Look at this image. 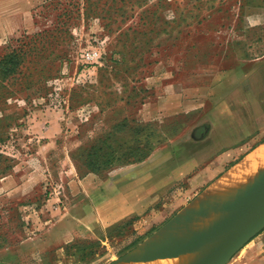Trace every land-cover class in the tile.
Listing matches in <instances>:
<instances>
[{"label": "rangeland", "instance_id": "374dc122", "mask_svg": "<svg viewBox=\"0 0 264 264\" xmlns=\"http://www.w3.org/2000/svg\"><path fill=\"white\" fill-rule=\"evenodd\" d=\"M18 47L26 67L0 107V264L117 263L264 143V0H0V54ZM108 134L160 143L86 174L79 149ZM107 192L124 195L116 216L101 214ZM228 264H264V231Z\"/></svg>", "mask_w": 264, "mask_h": 264}, {"label": "water", "instance_id": "95a60500", "mask_svg": "<svg viewBox=\"0 0 264 264\" xmlns=\"http://www.w3.org/2000/svg\"><path fill=\"white\" fill-rule=\"evenodd\" d=\"M190 210L193 209L176 215L155 235L145 239L114 264L171 260L196 252L216 240H220L217 248L199 264H228L264 231V169L253 182L222 205L205 204ZM210 215L219 218L214 225L202 233L187 235L189 226Z\"/></svg>", "mask_w": 264, "mask_h": 264}, {"label": "trees", "instance_id": "16d2710c", "mask_svg": "<svg viewBox=\"0 0 264 264\" xmlns=\"http://www.w3.org/2000/svg\"><path fill=\"white\" fill-rule=\"evenodd\" d=\"M28 51L22 47L14 48L6 53L0 54V107L5 100L11 95L8 88L10 80H16L17 76L24 73L26 67V58ZM160 142L146 143V148L141 149L140 144L134 147H128L119 143L118 140H113L112 135L108 134L103 139H97L87 149H79L78 153L81 157V165L86 169L87 173L101 174L110 171L116 167L141 163L151 156L153 151L157 148ZM5 173V171H4ZM134 219L124 223L118 224L108 229L109 236L112 232L120 231L123 226L131 225ZM156 228L139 236L134 242L124 249L121 255L126 254L137 248L145 239L150 237ZM86 257V256H85Z\"/></svg>", "mask_w": 264, "mask_h": 264}, {"label": "crops", "instance_id": "0c3cea01", "mask_svg": "<svg viewBox=\"0 0 264 264\" xmlns=\"http://www.w3.org/2000/svg\"><path fill=\"white\" fill-rule=\"evenodd\" d=\"M229 153H225V154H223L221 156V157H223V161L224 162L228 161V159L230 157H232L231 154L229 155ZM257 154H260L261 157H264V143H259V145L251 153H249L243 159H241L239 162H237L236 164H234L228 171H226L223 175H221L220 177H218L214 182H212L208 187H206L205 190L198 196V198L195 201H193L192 203H190L189 206H187L186 208H184L183 211L181 213H179V214H181V215L184 214L186 211H188V209L195 210L196 207H198L200 205H205L206 203L207 204H211V205H222L227 200H230L232 197H234L235 195H237V193H239L240 191H242L248 184H250L251 182H253V180L263 171V169H264V160H263V162L260 163L261 165L258 167V169H256V172H254L253 175H251L253 177L249 176L250 178L245 179L243 181V183L240 184L239 189L237 188L238 186L236 187L238 190L236 188H234V189H236L235 191H234V189H229L228 191L224 190V189H228V188H225L226 185H223V184H225V181H227L225 179L227 177H229V175H232L233 174V171H238L237 169H239L242 166H244L245 163L248 160L252 159ZM81 183L82 182L79 179L77 181H74L73 185H75L78 189H80V186L79 185L82 186ZM215 187H216V189H215ZM213 189H215V191ZM210 190H211V192H210ZM212 191L215 192L214 195H213V192ZM208 192H210L211 194L208 195ZM218 192H220L221 195ZM224 192H226V193L228 192V194L226 195V193H224ZM222 196H224V197H222ZM101 197H103V196H101ZM104 197H105L104 198L105 200L103 201V204L106 205L107 210H105V214H104V212L103 213H101L100 211L99 212L101 214H103V216H105V217L106 216H116V215L120 214L121 211H122V209H123V207L126 205V203L124 202V195L121 192H120V194L118 192L115 193V194H112V192H107V194L104 195ZM205 197H208V199L205 198ZM101 205L102 204H99L97 206H99V208H100ZM193 210H190V211H193ZM214 220H218V217L217 216H212V215L207 216V217H204V218L200 219L194 225L189 226L186 229V233H188V235L202 233L204 231V228L206 227V225L208 223H210V221H214ZM194 228H196V229H194Z\"/></svg>", "mask_w": 264, "mask_h": 264}, {"label": "bare ground", "instance_id": "6f19581e", "mask_svg": "<svg viewBox=\"0 0 264 264\" xmlns=\"http://www.w3.org/2000/svg\"><path fill=\"white\" fill-rule=\"evenodd\" d=\"M263 156V155H262ZM264 157H261L260 154L255 155V157H253L252 159L248 160L244 166H242L241 168L237 169L238 171H233L232 175H229V177H227L225 180V184L226 185L225 188L228 189H224L226 191H228L229 189H234L237 188L239 189L240 184L243 183V181L247 178H250L249 176L253 175L254 172H256V169H258V167L261 165L260 163L263 162ZM236 170V169H235ZM253 177V176H251ZM224 187V186H223ZM236 188V189H237ZM216 189V187H215ZM215 189H213L215 191ZM234 189V191L236 190ZM237 189V190H238ZM218 191V190H217ZM220 191V190H219ZM222 191V190H221ZM211 192V190H210ZM210 192H208V195L211 194ZM213 192V191H212ZM215 192H213L214 195ZM220 194V192H218ZM226 193V192H224ZM232 193V192H231ZM223 194V193H222ZM228 194V192L226 193V195ZM221 195V194H220ZM218 196V195H217ZM220 197V196H219ZM224 197V196H222ZM208 199V197H205ZM213 199V198H212ZM210 201V200H209ZM214 201V200H213ZM206 203V202H205ZM203 204V203H202ZM207 204V203H206ZM219 219V218H218ZM217 220L214 221H210V223H208L206 225V227L204 228L207 229L208 227L214 225V223ZM205 223V222H204ZM203 223V224H204ZM201 224V223H200ZM198 225V224H197ZM196 229V228H194ZM198 229V228H197ZM193 230V229H192ZM203 230V229H202ZM192 232V231H191ZM202 232V231H201ZM190 234V233H189ZM188 235V233H187ZM220 240H216L214 242H210L206 245H204L203 247H201V249H199L196 252H192V253H188L185 255H181L175 259H171V260H160V261H155V262H151V263H147V264H199L200 262H202L211 252H213L217 246L219 245ZM149 246V245H147Z\"/></svg>", "mask_w": 264, "mask_h": 264}]
</instances>
